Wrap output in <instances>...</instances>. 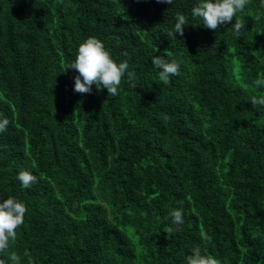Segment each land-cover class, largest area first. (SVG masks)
<instances>
[{
    "label": "trees",
    "instance_id": "1",
    "mask_svg": "<svg viewBox=\"0 0 264 264\" xmlns=\"http://www.w3.org/2000/svg\"><path fill=\"white\" fill-rule=\"evenodd\" d=\"M196 0H0V200L28 208L11 264H264V9L207 29ZM177 14L184 35L169 40ZM88 37L135 73L119 94L73 91ZM153 56L181 62L158 79ZM132 84L136 86L133 88ZM37 182L22 190L16 176ZM174 208L179 232H169ZM165 217L168 220L165 221Z\"/></svg>",
    "mask_w": 264,
    "mask_h": 264
},
{
    "label": "clouds",
    "instance_id": "2",
    "mask_svg": "<svg viewBox=\"0 0 264 264\" xmlns=\"http://www.w3.org/2000/svg\"><path fill=\"white\" fill-rule=\"evenodd\" d=\"M260 8L264 9V0H258ZM174 6L175 0H157ZM250 0H196V5L191 9V17L202 21V25L207 29L217 30L233 21L238 14L243 13L248 7ZM232 24L233 34L239 36L244 28V22L235 19ZM187 24V17L177 14L174 24L167 32V38L177 40V36H183V28ZM153 68L157 71L158 79L167 83L171 78L181 75V62L177 60L169 61L158 56L151 59ZM66 69L75 70L77 75L73 77V91L79 94H91L92 86L97 90L106 89L108 95L119 94V87L122 79L125 82H132L135 73L129 71L127 61L117 63L104 43L96 37H88L77 48L75 59ZM136 85L132 84L134 88ZM257 89L264 90V78H258L253 82ZM252 105L264 106V96L253 97ZM10 121L0 117V134L8 130ZM22 190L31 189L37 182V177L30 171H20L16 176ZM28 211L26 204L14 197L0 200V253L9 249L10 242H14L17 236V229L24 224L25 215ZM171 222L169 232H179L185 223L182 209L174 208L170 211ZM165 221L168 217L164 218ZM27 257L26 264H34L32 256L25 251ZM11 264H21L18 255L12 254L9 257ZM0 264L6 261L0 260ZM184 264H218L215 257L202 254L199 247L190 250V254L184 256Z\"/></svg>",
    "mask_w": 264,
    "mask_h": 264
}]
</instances>
